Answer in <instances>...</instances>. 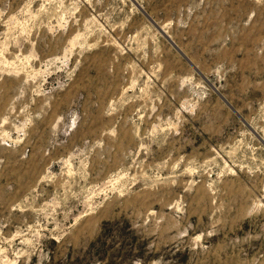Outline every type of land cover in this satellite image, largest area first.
<instances>
[{
  "label": "rangeland",
  "instance_id": "374dc122",
  "mask_svg": "<svg viewBox=\"0 0 264 264\" xmlns=\"http://www.w3.org/2000/svg\"><path fill=\"white\" fill-rule=\"evenodd\" d=\"M0 264H264V0H0Z\"/></svg>",
  "mask_w": 264,
  "mask_h": 264
}]
</instances>
